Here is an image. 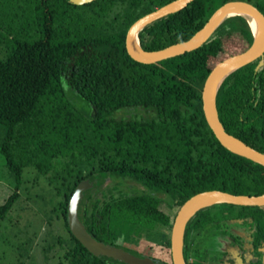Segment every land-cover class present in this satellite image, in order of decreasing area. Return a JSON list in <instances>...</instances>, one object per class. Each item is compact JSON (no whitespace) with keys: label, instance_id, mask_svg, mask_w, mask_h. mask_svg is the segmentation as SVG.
Wrapping results in <instances>:
<instances>
[{"label":"trees","instance_id":"16d2710c","mask_svg":"<svg viewBox=\"0 0 264 264\" xmlns=\"http://www.w3.org/2000/svg\"><path fill=\"white\" fill-rule=\"evenodd\" d=\"M172 1L97 0L77 6L69 0H24L27 10L33 8L25 13L40 12L35 18L38 36L2 42L1 147L17 184L0 206V223L21 197L25 167L34 166L38 179L41 175L53 182L62 179L61 186L56 185L62 200L54 211H59L68 234L58 235L44 248L49 261L64 252L57 264H125L94 256L70 231L69 201L85 180L100 184L107 177L132 179L145 187L134 195L111 194L93 207L82 200L79 217L83 207V223L95 239L109 244L119 222L139 229L140 236L159 238L169 252L173 220L160 208L161 194L167 195L170 207L179 209L205 191L264 194V166L220 144L202 103L212 70L252 45L246 19H228L201 48L157 64L138 63L127 52L126 36L133 23ZM216 1L195 0L146 27L139 35L142 48L156 51L189 40L219 9ZM231 1L222 0V5ZM241 1L256 5L264 14V0ZM258 64L257 60L244 66L224 81L217 109L228 133L264 153V66L256 71ZM130 109L139 113L118 116ZM29 152L38 162L26 165L16 159ZM61 173L66 176L58 177ZM85 192L91 201V192ZM216 206L241 209L235 218L253 220L258 241L264 240V208ZM208 209L194 218L196 231L212 226L227 235L222 221L217 224L220 220L204 216ZM224 214V222L234 218Z\"/></svg>","mask_w":264,"mask_h":264},{"label":"rangeland","instance_id":"374dc122","mask_svg":"<svg viewBox=\"0 0 264 264\" xmlns=\"http://www.w3.org/2000/svg\"><path fill=\"white\" fill-rule=\"evenodd\" d=\"M253 3L259 4L260 0H251ZM261 4V3H260ZM222 6V0H217L215 7L220 8ZM27 6L24 0H0V58H5V47L2 42L8 38L38 36V23L35 24V18L40 16V12L35 15L29 14L32 9L27 10ZM29 11V13H25ZM28 14V15H27ZM27 20H30L29 22ZM7 41V40H6ZM77 103H82L77 102ZM82 105V104H81ZM139 111L130 109L124 110L118 113V116L131 117L138 114ZM0 132V206L3 205L8 197L15 192L16 178L14 173L7 165V156L2 152V143L4 142V134ZM14 148L11 146L10 151L13 155ZM22 155V156H21ZM43 157L40 156V160ZM19 162L30 163V161L38 162V159H33L32 154L23 153L16 158ZM45 162V160H43ZM33 163V164H34ZM64 167V166H63ZM62 167V169H63ZM67 172V171H66ZM37 170L31 164L25 167L23 174L22 187L20 190L21 197L15 204L14 208L7 215V218L0 223V264H57L60 260L59 257L64 252L58 253V257L55 255L54 262L49 261L45 255L44 248L48 245L56 242L58 235L68 234V229L65 222L58 217L59 211L54 209L59 208V203L62 200L61 194L57 191V186L60 187L62 179H56L55 182L51 179H47L45 175H41L38 179ZM65 177L64 173L59 174L58 177ZM102 176H98L101 178ZM103 185L100 186L95 195L103 198V194L120 195V191L127 192V194H137L145 190V187L140 183L132 179H113L107 177L103 180L100 179ZM51 183H54L51 186ZM57 185V186H56ZM163 200L168 198L165 195H160ZM93 199V198H92ZM85 203H89L84 198ZM95 200V197H94ZM90 206V205H89ZM161 210L170 216L174 221L179 208L169 209L162 203ZM227 208V211H225ZM241 209L215 206L208 209L204 216L208 219L220 220L221 225L227 229L231 227H249L243 225L237 219H233L230 222H224L227 218L225 212H229L232 217H237ZM84 215V209L81 208V216ZM243 220V219H242ZM235 222L232 224L231 222ZM193 223V222H192ZM191 223V226H192ZM116 226L113 231L115 234H110L108 239L109 243L118 245L119 247L128 248V235H138L139 229L134 227H127L123 223L116 222ZM194 226V224H193ZM166 229V228H165ZM201 231L198 230L196 233ZM207 232H203L198 235L201 249L205 254L209 253V264H218L212 261L213 253L221 254V250L227 245V236L221 234L216 228L208 227ZM218 231V232H216ZM240 231V230H239ZM208 233L210 235H208ZM238 233V232H237ZM130 235V234H129ZM158 238L153 241V238L145 234L135 243L133 247L138 250L148 251L149 254H154L159 257H163L170 262V257L165 253V249L158 244ZM152 249V250H151Z\"/></svg>","mask_w":264,"mask_h":264},{"label":"water","instance_id":"95a60500","mask_svg":"<svg viewBox=\"0 0 264 264\" xmlns=\"http://www.w3.org/2000/svg\"><path fill=\"white\" fill-rule=\"evenodd\" d=\"M69 1L74 5L83 6L97 0ZM194 1L174 0L138 19L130 27L126 36L127 52L138 63L146 65L157 64L201 48L211 40L219 27L231 17L245 16L255 20L261 27L260 35L255 36L254 29L250 24L252 33H254L252 45L245 52L225 59L212 70L202 90V103L207 123L220 144L230 152L264 166V153L228 133L220 120L217 109L218 92L224 81L231 74L257 60H260V62L256 71H259L264 66V14L258 7L247 1H231L222 5L210 17L204 27L189 40L156 51H147L141 46L139 35L146 27L182 11ZM238 13L243 15H238ZM92 186L93 184L89 180L82 181L69 201L68 220L71 233L96 257L104 256L125 264H157L150 258H138L122 248L100 242L87 231L79 217V207L85 191L92 188ZM216 205L264 208V194L235 195L221 190H211L196 194L188 199L180 207L173 221L170 249L172 264H187L184 255L187 227L198 212ZM239 222L243 223V220Z\"/></svg>","mask_w":264,"mask_h":264},{"label":"flooded vegetation","instance_id":"af4514ba","mask_svg":"<svg viewBox=\"0 0 264 264\" xmlns=\"http://www.w3.org/2000/svg\"><path fill=\"white\" fill-rule=\"evenodd\" d=\"M237 1V0H232ZM248 2V1H247ZM256 6V5H255ZM257 7V6H256ZM235 17V16H234ZM232 18V17H231ZM230 19V18H229ZM260 62V60H258ZM112 178V177H110ZM93 186L88 190V192H91L92 200L89 201V205L93 207V205L96 203L97 200H109L110 195L103 194V198L99 197L98 195H95L99 187L103 184L100 182V184L97 183L96 180L92 183ZM120 193H123V191L118 190ZM164 195V194H162ZM117 196V195H115ZM167 197V195H165ZM86 197V192L82 198V200ZM95 197V200H94ZM168 198V197H167ZM81 200V202H82ZM93 204V205H92ZM164 205H166L169 209H173V207H170L168 205L167 200H164ZM81 205V203H80ZM179 211V210H178ZM168 215V214H167ZM177 215V214H176ZM169 216V215H168ZM81 221H84V215L81 216ZM237 220H242L238 218H233ZM233 219L228 220V222L232 221ZM194 219L190 222V224L187 227L186 234H185V247H184V255L187 264H195V262L199 264H209L207 261H209L210 254H205V251L203 252L201 249V244L199 242L198 237L199 234L203 232H207L206 229H202L199 233H196V229L193 226ZM192 223V226H191ZM221 223L217 221V224ZM234 224V221L231 222ZM253 220L250 219H243V225H248L249 227L242 228V227H231L227 229L229 232L227 235L221 233L224 236H227V245H226V251L221 250V254L213 253L212 255V261L211 262H217L218 264H264V240L257 239V229L253 226ZM84 224V223H83ZM212 227V226H211ZM214 228V227H213ZM208 229V228H207ZM239 230H241L239 234ZM163 232L166 233L167 229L163 228ZM172 231V230H171ZM218 232V231H216ZM238 232V233H237ZM208 235H210L208 233ZM243 235V237H241ZM134 235H130L127 239L129 241L128 248L125 247H119L126 250L127 252L131 253L132 255L138 257V258H150L157 264H171L172 258H171V252L167 251V248L165 244H162L160 239L158 240V244H160L161 247L165 249V253L168 254L170 257V262L165 260L163 257L156 256L154 254H149L148 251L145 250H138L133 247V244L137 245L135 241L141 237L140 235H135V237H132ZM196 236V237H195ZM112 245V243H109ZM112 246H115L114 244ZM152 250V249H151Z\"/></svg>","mask_w":264,"mask_h":264},{"label":"bare ground","instance_id":"6f19581e","mask_svg":"<svg viewBox=\"0 0 264 264\" xmlns=\"http://www.w3.org/2000/svg\"><path fill=\"white\" fill-rule=\"evenodd\" d=\"M234 14V13H233ZM237 14V13H236ZM243 15L242 13H238V15ZM243 18H245V19H247L246 21H247V23L249 24V27H250V24L252 25V27H253V29H254V33H255V36H259L260 35V32H261V27H260V25L255 21V20H253L252 18H250V17H248V18H246L245 16L243 17ZM251 29V28H250ZM252 31V30H251ZM254 33H252V34H254Z\"/></svg>","mask_w":264,"mask_h":264},{"label":"crops","instance_id":"0c3cea01","mask_svg":"<svg viewBox=\"0 0 264 264\" xmlns=\"http://www.w3.org/2000/svg\"><path fill=\"white\" fill-rule=\"evenodd\" d=\"M241 230L239 231V234H240Z\"/></svg>","mask_w":264,"mask_h":264}]
</instances>
